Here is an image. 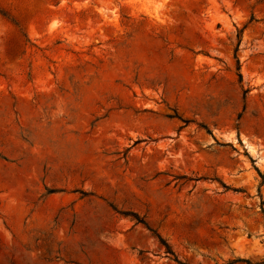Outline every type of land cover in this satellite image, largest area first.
<instances>
[{
	"label": "rangeland",
	"instance_id": "1",
	"mask_svg": "<svg viewBox=\"0 0 264 264\" xmlns=\"http://www.w3.org/2000/svg\"><path fill=\"white\" fill-rule=\"evenodd\" d=\"M0 264H264V0H0Z\"/></svg>",
	"mask_w": 264,
	"mask_h": 264
}]
</instances>
